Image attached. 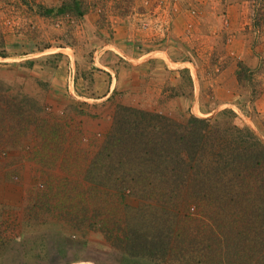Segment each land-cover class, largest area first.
<instances>
[{
	"label": "rangeland",
	"instance_id": "rangeland-1",
	"mask_svg": "<svg viewBox=\"0 0 264 264\" xmlns=\"http://www.w3.org/2000/svg\"><path fill=\"white\" fill-rule=\"evenodd\" d=\"M230 126L264 146V0H0V264H264L261 156L162 197Z\"/></svg>",
	"mask_w": 264,
	"mask_h": 264
},
{
	"label": "trees",
	"instance_id": "trees-1",
	"mask_svg": "<svg viewBox=\"0 0 264 264\" xmlns=\"http://www.w3.org/2000/svg\"><path fill=\"white\" fill-rule=\"evenodd\" d=\"M194 121L200 122V120L197 119H194ZM201 123H203V125L207 127L204 122ZM217 133L218 132L216 131V129H212L210 135L208 134L211 140L210 146L215 144L217 146V148H215L216 150L209 153L210 156L208 158H205L206 156H203L202 154L189 157V164H191V162L195 164L193 166V170L191 172L187 170L185 172L186 174L182 172H175L173 189H170L162 194V197L169 198L170 196H173V198L175 199L176 194H178L177 192L179 190H183L185 196L189 201L195 200V198L211 200H218L220 198H231V200L237 199V197L239 196L237 189L232 188L231 186L230 188H224L220 184L222 183V178L226 175L225 170H235L231 165L238 163L239 159H243L244 155L247 158L252 159L254 163H256V159H259V157L257 158V156H261V159L264 163V146L245 127L237 128L235 126H230L229 128L222 130V134L224 135H233L230 138H225V136L217 135ZM213 135L215 136V138L213 137ZM202 137L200 136V138ZM215 145H213L212 147H214ZM179 162H181V160H179ZM204 162H207V165L200 168L199 166H201V164H204ZM186 182H189V185H187V187L185 188L184 184ZM136 194V190H131L130 195L135 196ZM218 203L220 204L221 202ZM208 222V226H210V229H212L211 232L214 236V239L211 240L212 242H210L208 238L206 240L203 239V241H205L207 245H211V243L222 245L225 242L223 233L219 230H215V227L211 226L214 223L213 218H210ZM216 223L221 224L217 220ZM216 229H220V227L216 226ZM202 243L203 242H199L201 246Z\"/></svg>",
	"mask_w": 264,
	"mask_h": 264
},
{
	"label": "crops",
	"instance_id": "crops-1",
	"mask_svg": "<svg viewBox=\"0 0 264 264\" xmlns=\"http://www.w3.org/2000/svg\"><path fill=\"white\" fill-rule=\"evenodd\" d=\"M119 26V25H118ZM112 28H113V30H116L117 31V26H112ZM118 32V31H117ZM100 49H105L104 48V45H102L101 47H100ZM108 54L109 53H106L105 54V56L107 57L108 56ZM101 76H102V78H105L106 79V81H107V90L109 89V91H110V89H111V83H112V81H110V79H111V75H110V73H107V75L106 74H101ZM100 76H98L97 78H99ZM110 84V85H109ZM109 93V92H108Z\"/></svg>",
	"mask_w": 264,
	"mask_h": 264
}]
</instances>
